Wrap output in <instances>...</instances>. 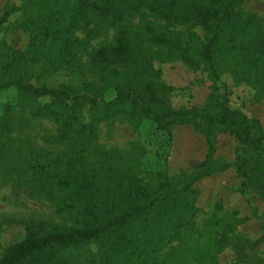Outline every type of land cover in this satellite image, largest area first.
I'll return each instance as SVG.
<instances>
[{
  "label": "rangeland",
  "instance_id": "obj_1",
  "mask_svg": "<svg viewBox=\"0 0 264 264\" xmlns=\"http://www.w3.org/2000/svg\"><path fill=\"white\" fill-rule=\"evenodd\" d=\"M51 1L49 6L56 8ZM11 5L20 9L0 27V67L11 60L8 47L24 51L32 36L43 29V23L26 18L24 0H0V16ZM69 5L78 12L79 0H69ZM134 27H141L143 32L135 44V54L152 71V79L170 87L167 97L171 106L213 109L219 94L212 92L203 63L189 67L181 58L192 38L193 52L199 59L205 31L200 26L188 29L168 23L146 11L102 17L82 8L64 65L43 76L32 75L28 81L49 87H77L91 81L104 88L105 99H112L116 87L126 86L130 79L116 66L93 65L90 56L96 48L111 44L123 30ZM145 28L150 31L146 33ZM228 35L236 44L249 45L248 61H239L236 73L225 70L221 74L230 106L255 117L264 131V0H244L236 8ZM153 37L163 42L156 43ZM17 102L14 88L0 91V221L33 220L44 223L49 231L77 227L80 218L66 204L90 201L76 186L79 163L87 165L101 180L135 176L148 186L165 180L181 186L192 165L206 153L203 135L191 124L160 130L150 120L133 127L119 117L91 125L85 112L87 105L80 117L85 129L92 127V138L75 143L60 140L51 118H33ZM215 135L216 170L193 186L192 224L185 227L179 239L158 249L156 264H264V241L252 244L264 237V198L241 187L243 179L234 165L238 146L234 137L225 130ZM218 203L221 206L216 209ZM23 234L22 225L5 226L0 243L5 247ZM97 251V244L91 242L67 249L64 254L72 264H97Z\"/></svg>",
  "mask_w": 264,
  "mask_h": 264
},
{
  "label": "trees",
  "instance_id": "obj_2",
  "mask_svg": "<svg viewBox=\"0 0 264 264\" xmlns=\"http://www.w3.org/2000/svg\"><path fill=\"white\" fill-rule=\"evenodd\" d=\"M243 1L79 0V10L74 13L69 0H52V6L56 4L53 9L50 0H24L26 18L43 23V29L32 36L24 51L8 47L11 60L0 67V91L14 88L18 106L27 108L33 118H51L60 140L75 143L92 138V127L85 129L80 117L87 105L85 112L91 125L119 117L133 127L150 120L160 130L191 124L203 135L206 153L192 165L181 186L166 180L148 186L135 176L101 180L87 165L77 164L76 186L80 195L83 192L90 200L87 204L77 200L66 204L80 218L77 227L49 231L44 223L33 220H1L0 234L12 224L22 225L24 234L5 247L0 243V264H72L65 251L91 242L97 244V264H156L158 249L179 239L185 227L192 224L193 186L216 170L213 158L219 130L228 132L238 143L234 165L243 179L241 187L264 198V131L255 117L230 106L228 90L221 81L223 71L236 73L238 62L249 58V45L236 44L235 38L228 35L236 8ZM82 8H90L102 17L146 11L188 29L202 27L206 37L198 50L199 59L193 52L192 38L181 58L189 67L203 63L212 92L219 94L215 107L171 106L167 97L170 87L152 79V71L135 54V44L143 34L141 27L123 30L111 44L96 48L90 56L93 65L116 66L130 79L126 86L116 87L112 99H105L104 88L91 81L77 87L36 86L29 82L32 75L43 76L64 65ZM19 9L16 5L6 7L1 12L0 27ZM149 31L145 28L146 33ZM153 41L161 43L163 39L153 37ZM220 206L218 203L216 209ZM263 241L260 237L252 244Z\"/></svg>",
  "mask_w": 264,
  "mask_h": 264
}]
</instances>
